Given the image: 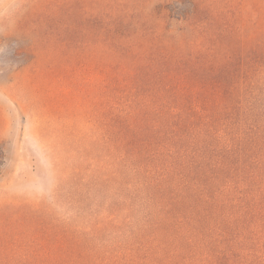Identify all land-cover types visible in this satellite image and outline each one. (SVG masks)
<instances>
[{
	"label": "trees",
	"instance_id": "obj_1",
	"mask_svg": "<svg viewBox=\"0 0 264 264\" xmlns=\"http://www.w3.org/2000/svg\"><path fill=\"white\" fill-rule=\"evenodd\" d=\"M7 35L49 59L78 223L15 250L51 238L0 216V264H264L261 0H37Z\"/></svg>",
	"mask_w": 264,
	"mask_h": 264
},
{
	"label": "rangeland",
	"instance_id": "obj_2",
	"mask_svg": "<svg viewBox=\"0 0 264 264\" xmlns=\"http://www.w3.org/2000/svg\"><path fill=\"white\" fill-rule=\"evenodd\" d=\"M34 1L0 2V43H9L10 23ZM14 50L6 61L9 68L0 62V216L20 237L51 238L29 249L28 242L15 245V250L56 251L63 232L78 223L71 199L74 147L66 143L62 115L44 85L42 70L49 59L33 51L15 57Z\"/></svg>",
	"mask_w": 264,
	"mask_h": 264
},
{
	"label": "clouds",
	"instance_id": "obj_3",
	"mask_svg": "<svg viewBox=\"0 0 264 264\" xmlns=\"http://www.w3.org/2000/svg\"><path fill=\"white\" fill-rule=\"evenodd\" d=\"M2 2V0H0ZM15 45L8 42L0 43V62H5L4 67L9 68L10 65L6 63L7 58L12 54Z\"/></svg>",
	"mask_w": 264,
	"mask_h": 264
}]
</instances>
